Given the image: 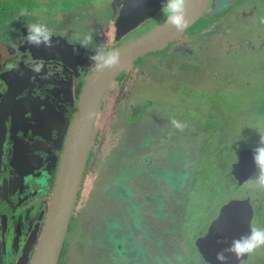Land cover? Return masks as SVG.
Here are the masks:
<instances>
[{
    "label": "flooded vegetation",
    "instance_id": "flooded-vegetation-1",
    "mask_svg": "<svg viewBox=\"0 0 264 264\" xmlns=\"http://www.w3.org/2000/svg\"><path fill=\"white\" fill-rule=\"evenodd\" d=\"M12 1L0 0V264H30L50 210L59 164L85 81L95 70L89 60L92 48L98 43L115 48L147 33L166 17L161 0H137L140 12L147 16L116 37L121 0H97L107 13L100 20L88 16L83 7H66L45 15L31 9L42 8L44 0ZM38 21L54 31L53 47L22 42L27 35L26 24ZM91 31L94 42L85 49L79 41ZM247 53L250 56L245 58ZM161 56L165 60L171 57L176 70L185 76V81L172 84L180 82L187 94L176 97L182 106L177 113L214 108L217 117L197 112L192 122L185 120L189 121L187 127L180 131L171 125L168 118L177 117L170 111L164 120L167 125L162 122L163 127H148L141 125V117L133 120L135 112L129 108L130 126L120 134L119 146L103 164L105 173L98 176L96 171L101 168L95 160L101 149L95 152L94 148L100 141L102 148L105 146V125L112 132L119 129L109 114L106 94L117 92L126 75L124 69L134 65L131 70L145 74L142 60L159 64L156 58ZM203 59L213 62L211 70L203 68ZM167 62L166 72H170L173 67ZM124 69L109 83L98 106L56 264H187L191 250L209 264L196 241L206 235L226 203L248 200L253 210L251 225L264 226V190L242 189L258 169L241 184L232 174L239 153L249 150L253 156L259 142L249 145L237 136L232 123L237 119L226 113L222 102L227 93L237 96L241 101L238 118L249 122L260 136L253 121L264 119V0H208L200 16L178 39L138 57ZM100 106L102 110L105 107L102 124L97 119ZM206 116L205 127L201 122ZM138 132L143 134L137 137ZM233 134L227 160L220 152L225 138ZM214 137L219 138L220 145H205V138ZM208 147L219 152L217 168L228 169L232 188L219 198L210 197L204 226L198 229L202 233L193 243L188 235H182L187 232L182 229V220L189 212V194L196 181L200 177L204 183L206 173L215 169V160L201 158ZM224 184L228 186L227 181Z\"/></svg>",
    "mask_w": 264,
    "mask_h": 264
},
{
    "label": "water",
    "instance_id": "water-1",
    "mask_svg": "<svg viewBox=\"0 0 264 264\" xmlns=\"http://www.w3.org/2000/svg\"><path fill=\"white\" fill-rule=\"evenodd\" d=\"M207 1L187 0L186 12L190 18L188 27L200 16ZM121 2L123 5L116 19V37L136 27L139 21L147 16L146 12H143L144 14L140 12V3L137 0H121ZM184 31L177 32L164 19L147 33L115 47L120 50L122 59L117 68L94 70L85 81L59 164L50 210L30 264L57 262L83 175L96 112L109 83L138 57L162 49L171 41L178 39ZM255 168L254 155L252 156L249 150H244L239 153L237 162L232 166V174L241 184L250 177ZM252 214L253 210L248 200H231L222 206L218 216L211 221L206 235L196 241L204 260L209 264H220L216 259V253L227 247L233 238H238L249 231ZM226 255L229 256L227 264H239L240 261L248 258L245 256L238 261L233 254L226 253Z\"/></svg>",
    "mask_w": 264,
    "mask_h": 264
},
{
    "label": "rangeland",
    "instance_id": "rangeland-1",
    "mask_svg": "<svg viewBox=\"0 0 264 264\" xmlns=\"http://www.w3.org/2000/svg\"><path fill=\"white\" fill-rule=\"evenodd\" d=\"M12 2L19 4L18 0H13ZM44 2L45 4L42 6V8H39V6H34L31 8L32 11L36 10L34 12L38 14V11L41 10L45 15H52L56 14L60 9L77 6L83 7L86 10V14L90 17H94L95 20H100L105 15H107L104 10L100 9V5L98 3L99 1L97 0H44ZM94 23L96 26L97 21ZM92 35L94 34L92 33ZM244 56L247 58L250 56V54L247 53ZM232 57H234V55ZM156 59H160L159 61L161 63L157 64V62L154 60H142V64L145 65L141 66V68L144 70L145 74H143L142 71L138 69L136 71L135 69L131 70L130 68L134 65L128 68L129 70L127 68L124 69L122 72L126 75L122 85L118 87V90L115 94L114 92H108L105 96L107 103H109V114H113V118H111L112 122L116 121L119 129L116 128L115 131L112 132V128H109L108 125H105L103 132L108 133V136H106L107 139L105 146L102 148V142L100 141L99 144H97V146L94 148L95 152L101 149L98 154V159L95 158V163L97 161L98 166L100 165L99 167L101 168V171H96L99 172L98 176L102 177V174L105 173L106 169L103 168V164H107L106 159L110 158L116 146H119L118 137L120 134L126 127L128 128V126H130V124L127 125V114L130 113L128 112L130 107L142 108L140 106H146V108L141 112L140 117L142 120L141 125L142 123H148V127H153L155 124H160L161 127L167 125V123H164V120L171 109H174L176 112L182 111V106H180V103L177 101L176 97H180L186 94V92L182 89L180 82H177L174 85L172 84L178 80L185 81L184 73L178 72L176 70L177 64L173 63L171 57H169V59L166 58V60L165 57L162 56ZM167 60L170 61L169 65L173 67L172 70L170 69V72H166V64H168ZM204 63L205 65L203 68L211 70V64H213V62L204 60ZM150 64H154V66H151ZM223 72L225 73L224 70ZM200 74L201 76L205 75V73ZM222 102L225 104L226 113L237 119V121H232V123H234L237 128V136L240 139L242 138L246 144H257L260 140V136H256L258 133L255 135V127L252 125L250 126L249 122H244L238 118V109L241 101H238L237 96L227 93L226 100H222ZM221 109L223 110L224 108ZM104 110L105 107L103 110L101 106L99 107L97 119L101 120L100 124H102V115L104 114ZM201 113H209L214 119L217 117L214 112V108L202 110ZM252 114L253 113L251 112V115ZM261 118L262 117H260V119ZM168 119L171 120V118ZM200 119H203V116H201ZM162 122L164 125L161 124ZM207 122L208 118L206 116L201 123L206 127ZM253 123L257 128L261 129L264 126V119L261 121L259 120V122L253 121ZM140 133L143 134V132H138L137 137L140 136ZM235 135L236 134L228 135L225 138L223 149L220 152L224 159L229 160L230 158V142ZM246 138L248 139L246 140ZM205 141V145L210 144V146H215L219 144L218 137H214L212 139L205 138ZM218 154L219 152L215 151L213 147H208L203 150L201 153V158L209 157L212 160H215V169L206 173L204 183H202V180L199 177L196 181V188H194L189 194V212L186 214L184 220H182V229L187 232L182 233V235H188L193 243L194 238L198 236L199 233H202V230L198 229L204 226L203 215L211 202L210 197L219 198L225 194H228L232 188V179L228 174V169L219 170L217 168V165L220 162V155ZM115 162H111V164L114 165L116 164ZM226 181L228 186L224 184ZM245 187L248 186L244 184L242 189ZM187 264H204V261L199 255H196L195 250H191ZM240 264H264V248L257 249L254 254L248 256V258L244 261H241Z\"/></svg>",
    "mask_w": 264,
    "mask_h": 264
},
{
    "label": "clouds",
    "instance_id": "clouds-1",
    "mask_svg": "<svg viewBox=\"0 0 264 264\" xmlns=\"http://www.w3.org/2000/svg\"><path fill=\"white\" fill-rule=\"evenodd\" d=\"M161 11L166 17L167 23L177 32L184 31L189 25V17L186 12L187 0H161ZM27 35L24 41L34 47L43 45L46 48L53 47L54 31L50 29L46 23L35 22L26 24ZM92 33L85 34L79 41V45L88 49L93 45ZM93 54L89 56V60L95 65L96 71H104L105 69H115L121 64V52L118 48L109 49L104 43L95 44L92 48ZM36 71H40L37 67ZM171 125L183 131L187 124L175 118L171 119ZM260 133L258 146L254 149V162L258 172L244 183L248 188L255 192L264 190V130L257 128ZM222 243V241H218ZM264 248V226L252 224L247 233L241 234L238 238H233L231 243L216 253V259L220 264H227L229 256L226 253L233 254L239 261L245 256H251L257 249Z\"/></svg>",
    "mask_w": 264,
    "mask_h": 264
},
{
    "label": "trees",
    "instance_id": "trees-1",
    "mask_svg": "<svg viewBox=\"0 0 264 264\" xmlns=\"http://www.w3.org/2000/svg\"><path fill=\"white\" fill-rule=\"evenodd\" d=\"M184 91H185V89L184 88H182ZM140 107H142V108H136V107H130L131 108V110L132 111H134L135 113H134V118H133V120H137L138 118H140V116H141V112L146 108V106H140ZM139 109V110H138ZM170 112L171 113H173V116H176L177 118V120H179V121H181V122H183V123H188L189 121H185V120H187V119H191L190 120V122H192L193 120V118H195V117H197L198 116V114H201L200 112H198L197 110H195V111H192V112H189V113H185V115H180V114H178L174 109H171L170 110ZM197 112H198V114H197ZM194 114H197L195 117H192ZM182 119H184V120H182ZM140 121L142 122V120L140 119ZM196 123H198V122H196ZM148 124V123H147ZM146 124V125H147ZM144 127V126H143ZM187 130V129H186ZM146 133H147V131H146ZM145 135H147L148 136V133L147 134H145ZM263 211V210H262ZM258 215L260 216V217H262L263 216V213H262V215L260 214V212H258Z\"/></svg>",
    "mask_w": 264,
    "mask_h": 264
},
{
    "label": "bare ground",
    "instance_id": "bare-ground-1",
    "mask_svg": "<svg viewBox=\"0 0 264 264\" xmlns=\"http://www.w3.org/2000/svg\"><path fill=\"white\" fill-rule=\"evenodd\" d=\"M159 243V242H158Z\"/></svg>",
    "mask_w": 264,
    "mask_h": 264
}]
</instances>
